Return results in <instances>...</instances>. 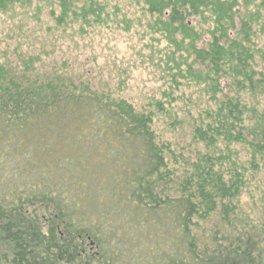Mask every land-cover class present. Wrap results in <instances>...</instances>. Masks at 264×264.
<instances>
[{
    "label": "trees",
    "instance_id": "trees-1",
    "mask_svg": "<svg viewBox=\"0 0 264 264\" xmlns=\"http://www.w3.org/2000/svg\"><path fill=\"white\" fill-rule=\"evenodd\" d=\"M74 1L0 13L44 2L59 26L106 22L104 3ZM134 3L165 86L141 107L0 60V264H264V48L247 10L264 0Z\"/></svg>",
    "mask_w": 264,
    "mask_h": 264
},
{
    "label": "rangeland",
    "instance_id": "rangeland-1",
    "mask_svg": "<svg viewBox=\"0 0 264 264\" xmlns=\"http://www.w3.org/2000/svg\"><path fill=\"white\" fill-rule=\"evenodd\" d=\"M81 1L84 0L74 3L78 5ZM97 1L106 6L103 15L106 22L86 28L81 22L57 25L52 14L53 11L58 14V8L44 2L25 7L16 5L10 11L0 13V60L15 66L18 57H32L34 61L40 60L36 65L43 71L58 69L59 72L67 71L70 76L74 74L82 81L92 79L95 83L116 85L117 95L134 101L139 107L153 98L159 99L165 88L160 76L163 69L158 67V58L149 61L148 52H138L141 40L140 34L136 36L135 33L139 29V10L124 5L125 2L135 4L134 0ZM247 10L256 22L254 30L262 41L259 48H264V12L261 15L255 5ZM125 22L131 27L130 31L122 30L126 29ZM118 78L124 83L118 82ZM189 98L206 103L198 90ZM252 103L261 104L256 99ZM256 174L252 187L259 189L255 191L258 193L264 190V181L258 182L264 176L261 172ZM256 199L259 201L260 196ZM255 209H259L258 206Z\"/></svg>",
    "mask_w": 264,
    "mask_h": 264
}]
</instances>
